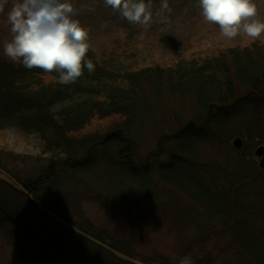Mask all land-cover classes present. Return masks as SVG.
<instances>
[{"label": "rangeland", "instance_id": "rangeland-1", "mask_svg": "<svg viewBox=\"0 0 264 264\" xmlns=\"http://www.w3.org/2000/svg\"><path fill=\"white\" fill-rule=\"evenodd\" d=\"M13 2L0 0V61L10 64L3 43L11 38L6 16ZM72 3L77 19L90 29V50L96 59L110 60L118 68L158 64L172 72L185 70L194 54L238 47L250 49L249 69L259 78L264 73V34L255 40L242 33L231 40L223 37L218 25L203 20L197 0H168L170 11L160 8L161 0H151L153 22L147 27L129 23L103 0ZM255 3L257 18L264 20V0ZM227 65L235 69L230 61ZM143 88L130 139L132 161L146 168L142 180L122 165L123 156L114 147L102 145L94 147L96 164L90 168H73L66 155H59L52 164L53 175L38 185L37 197L67 221L95 234L102 231L155 262L180 264L187 256L194 264H264V170L254 155L264 144V97L254 107L239 101L220 122L209 111L207 117L203 113V122L193 123V116L203 109L198 98H205L203 89L212 92L210 85L179 93L167 88L158 94ZM238 90L247 94L244 87ZM180 131L197 138L182 140L189 146L181 153V140H176ZM162 137L169 139L159 140ZM236 138L239 148L233 146ZM44 142L39 132L14 127L0 131V175L27 185L47 175L51 155L42 151ZM163 170H171L166 173L170 181L163 180ZM206 191L218 200L219 213L208 214L192 198ZM3 218L0 213V264H27ZM26 255L41 263L46 260L37 251L27 250Z\"/></svg>", "mask_w": 264, "mask_h": 264}, {"label": "trees", "instance_id": "trees-1", "mask_svg": "<svg viewBox=\"0 0 264 264\" xmlns=\"http://www.w3.org/2000/svg\"><path fill=\"white\" fill-rule=\"evenodd\" d=\"M249 51V48L231 47L213 49L211 53L203 56L194 54L187 62L185 70L183 67L172 72L171 69L165 70L158 64L142 67L135 65L132 67L128 64L126 67L118 68L110 60L104 62L97 60L89 48L86 58L94 63V72L89 74L86 68L83 69V75L70 85L58 83L54 71L45 72L38 68L29 70L20 64L15 66L0 61V131L14 127L23 132H39L46 140L41 146L42 151L51 155L49 162L52 168L49 167L47 175L37 178L28 185L14 179L15 182L57 217H61L88 236H93L120 255L145 264H168L143 258L135 254L129 246L118 243L104 235L102 231L95 234L89 228L67 221L37 197L36 190L43 177L47 180L53 175L52 164L57 162L59 155H66L65 161H71L73 168L87 166L90 168V165L96 164L92 153L94 147L102 145L114 147L115 151L123 156L122 165L141 181L146 168L140 162L135 165L136 162L132 161L130 139L140 115L138 93L139 90H144L143 87L158 94L167 88L169 91L178 90L179 93L194 85H197V88L210 85L212 92L209 88L203 89L206 94L204 99L196 95L199 96L198 103L203 109L202 113L198 112L193 116L191 120L193 123L203 122V113H206L207 117L209 111L210 115L213 114L216 121H219L225 118L228 110L235 107L239 101L243 104H251L253 107L257 106L264 97V73L260 74L259 78L257 71L249 69ZM227 61H230L235 69H230ZM175 81L176 85L173 84ZM237 86L244 87L247 94H240ZM255 94L261 96L254 97ZM215 102L220 103L221 106H215ZM194 136L193 133L179 132L177 136L179 139L176 140H181L177 144L180 153L183 147L182 150H185V147L189 146L182 140L190 137L197 139ZM168 139L162 137L159 140ZM83 151L88 152L87 156L80 159L78 155ZM167 172L171 170L163 172V180L170 181ZM177 187L185 186L178 183ZM200 187L202 186H198L197 189ZM204 197H208L210 203ZM192 198L199 200L201 207L208 214L219 213L218 200L211 192L206 191V195L194 193ZM1 215L13 229L10 220L4 214ZM13 231L11 239L19 249L23 260H27V264H66L54 256L35 249L15 229ZM240 233L247 234L242 230ZM27 250L37 251L44 258L46 257V260L42 259L45 262L41 263L40 259L33 256L27 257Z\"/></svg>", "mask_w": 264, "mask_h": 264}, {"label": "clouds", "instance_id": "clouds-1", "mask_svg": "<svg viewBox=\"0 0 264 264\" xmlns=\"http://www.w3.org/2000/svg\"><path fill=\"white\" fill-rule=\"evenodd\" d=\"M197 2L203 20L218 25L221 35L229 40L241 33L251 40L264 34V20L257 18L255 0ZM103 4L131 24L147 27L153 22L151 0H103ZM160 8L170 11L168 0H161ZM77 16L72 0H14L6 16L11 38L3 43V55L29 70L54 71L62 85L75 83L83 69L89 74L95 69L86 58L90 29ZM180 264L194 261L186 256Z\"/></svg>", "mask_w": 264, "mask_h": 264}, {"label": "water", "instance_id": "water-1", "mask_svg": "<svg viewBox=\"0 0 264 264\" xmlns=\"http://www.w3.org/2000/svg\"><path fill=\"white\" fill-rule=\"evenodd\" d=\"M240 139L233 146L240 147ZM264 170V144L254 151ZM0 212L36 249L66 264H144L120 255L52 214L11 180L0 177Z\"/></svg>", "mask_w": 264, "mask_h": 264}, {"label": "bare ground", "instance_id": "bare-ground-1", "mask_svg": "<svg viewBox=\"0 0 264 264\" xmlns=\"http://www.w3.org/2000/svg\"><path fill=\"white\" fill-rule=\"evenodd\" d=\"M0 177H1V178H4V176H2V175H0ZM4 179L8 180L7 178H4Z\"/></svg>", "mask_w": 264, "mask_h": 264}]
</instances>
